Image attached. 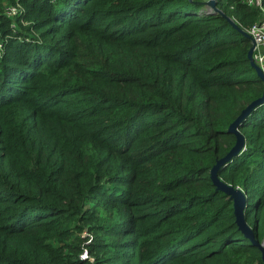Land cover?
Masks as SVG:
<instances>
[{
    "label": "trees",
    "instance_id": "obj_1",
    "mask_svg": "<svg viewBox=\"0 0 264 264\" xmlns=\"http://www.w3.org/2000/svg\"><path fill=\"white\" fill-rule=\"evenodd\" d=\"M215 1L245 31L261 18ZM202 5L0 0V264H264L210 177L264 82ZM238 129L217 173L262 242L264 103Z\"/></svg>",
    "mask_w": 264,
    "mask_h": 264
},
{
    "label": "water",
    "instance_id": "obj_2",
    "mask_svg": "<svg viewBox=\"0 0 264 264\" xmlns=\"http://www.w3.org/2000/svg\"><path fill=\"white\" fill-rule=\"evenodd\" d=\"M204 4L207 6L208 10L210 12L219 13L221 16H224L227 21L232 25L239 33L246 36L251 41V47L248 50L247 56L250 60V63L252 67L255 69L257 76L262 79L264 82V73L262 69L255 63L253 58V50L255 47V42L250 36L247 31L243 30L231 17L227 16L221 9H219L216 5L215 0H206L204 1ZM264 103V90L260 97L256 98L255 100L249 102L239 113V115L235 118V120L229 125L228 130L235 135V143L234 145L229 149V151L220 159L216 161V163L212 166L210 170V177L211 180L216 186L217 189L224 192L226 195L229 196V198L232 200V206H233V213L235 215V221L238 225L239 230L250 239L251 243L257 247L261 253V260L264 263V241L259 242L254 238L253 232L251 228L247 225L244 215H243V209L245 206V194L244 192L238 188L234 187L231 184H228L224 181H222L218 177V169L221 165L227 163L233 156L237 155L244 147L245 140L243 135L240 133L238 127L242 120L248 116L251 111H253L258 105Z\"/></svg>",
    "mask_w": 264,
    "mask_h": 264
},
{
    "label": "built area",
    "instance_id": "obj_3",
    "mask_svg": "<svg viewBox=\"0 0 264 264\" xmlns=\"http://www.w3.org/2000/svg\"><path fill=\"white\" fill-rule=\"evenodd\" d=\"M249 5H254L259 7L262 15L258 22L253 24L247 30V33L250 34L252 39L255 42V47L253 50V58L255 63L262 69L264 73V8L262 7L261 0H244ZM5 11L8 15L12 16L17 13L18 8L14 5H6ZM81 257H89L88 251L86 248L83 249ZM93 260L92 258H90Z\"/></svg>",
    "mask_w": 264,
    "mask_h": 264
},
{
    "label": "rangeland",
    "instance_id": "obj_4",
    "mask_svg": "<svg viewBox=\"0 0 264 264\" xmlns=\"http://www.w3.org/2000/svg\"><path fill=\"white\" fill-rule=\"evenodd\" d=\"M202 1H206V0H202ZM205 5H202V6H198V9L199 10H202L204 8Z\"/></svg>",
    "mask_w": 264,
    "mask_h": 264
}]
</instances>
